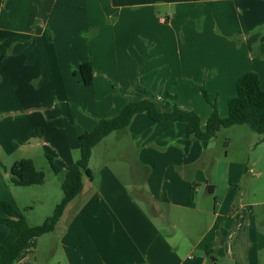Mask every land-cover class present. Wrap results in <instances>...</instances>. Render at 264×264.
Segmentation results:
<instances>
[{
	"label": "crops",
	"instance_id": "obj_1",
	"mask_svg": "<svg viewBox=\"0 0 264 264\" xmlns=\"http://www.w3.org/2000/svg\"><path fill=\"white\" fill-rule=\"evenodd\" d=\"M156 5L167 6L166 17L156 14ZM200 16L201 29L195 30L192 21ZM217 30L241 36L240 47L222 41ZM3 41L12 47L0 64L2 163L25 145L40 141V131L47 132L49 146L58 152L55 163H72L79 136L95 126L86 108L92 95L106 104L95 108L97 118L103 119L117 116L129 100L152 99L158 109L168 111L166 94L181 99L182 92L202 95L197 85L203 80L209 83L208 77L215 82L206 90L211 97L225 93L227 98L234 94L233 98L238 77L247 72L258 76L264 90V0H0ZM85 62L94 70L90 86L74 74L75 67ZM71 101L74 108L63 106ZM140 115L131 122L136 121L135 137L140 135L134 149L136 163L142 171L150 163L175 164L176 157L167 156L166 139L159 130L171 133L174 128L184 138L191 133L182 123H154ZM199 118L201 127L204 120ZM132 125L112 136L130 138ZM181 141L170 145L179 147ZM257 142L264 146L263 139ZM241 170L237 167L234 174L227 167L220 173L221 187L218 193L217 186L212 191L217 193L216 207L202 236L193 239L186 234V239H180L177 230L166 236L140 197L154 214L162 209H194L193 190L186 181L157 172L146 176L147 190L139 187L142 183L135 186L139 191L135 195L103 165L92 172V180H84L81 193L66 207L51 233L48 255L58 254V264H210L212 260L264 264V201L243 203V195L237 199ZM6 177V172L0 176V200L15 208ZM236 200L240 204L232 211ZM7 236V227L0 224V244ZM35 240L15 264H40V245L36 243L38 250H34ZM207 251L214 254L211 259Z\"/></svg>",
	"mask_w": 264,
	"mask_h": 264
},
{
	"label": "rangeland",
	"instance_id": "obj_2",
	"mask_svg": "<svg viewBox=\"0 0 264 264\" xmlns=\"http://www.w3.org/2000/svg\"><path fill=\"white\" fill-rule=\"evenodd\" d=\"M194 6L196 7L197 4ZM155 8L157 10L156 14L158 16L166 17V15H164V12L167 13L165 10L167 9L166 5L163 7L156 5ZM192 23L195 30H200L202 16H200L198 19H194ZM96 32L97 31H92L93 34H96ZM215 33L218 38L226 43L232 44L235 48L240 47L242 43V37L239 35H224L218 30ZM179 37L180 41L182 42L181 33H179ZM251 52L252 54L254 53L253 51ZM213 72V70H209V76L213 75ZM212 79L213 78L208 77L207 80H209V83L203 80L202 83L197 85L198 88H200V90L203 88L208 94L207 91L209 90V85L215 84V82L211 81ZM185 82L186 81H184V83ZM193 82L194 81H190L188 84L192 85ZM225 85L222 87V89L225 87ZM232 96L227 98L226 94L224 93L222 95H215L211 97L209 93L208 103L202 95L191 97L188 93L182 92V99L177 96H172L176 97V99H166V97H164L163 101L165 100V106H167L168 109L172 104H176L177 106H184L187 108L186 110L198 114L202 120H204V122L201 124V128L204 129L206 121L210 116L208 114L211 112V108L208 104L215 103L220 117L225 118L227 117L226 103L230 98H232ZM89 101L90 102L87 103L88 107L86 106V108H88V115L90 114L89 116L95 118L92 120L95 125L99 119L97 118L98 116L96 115L95 108L99 103H102V107H104L106 104L102 101L96 102L93 98V95L90 96ZM64 105L69 108L75 107L74 101H71L70 105L63 103V106ZM97 108L99 109L101 107L98 106ZM140 117L144 121H149V119L143 114L140 115ZM181 125H184L183 127H185L191 133L185 124ZM143 128L144 125H141L139 129L142 130L139 131V133L142 134ZM131 129L132 132H129L130 138H128L126 135H122L115 139V136L113 137L112 135H116L115 133L119 132L116 131L107 136L99 144V146L95 147L92 150L89 169H91V172L96 173L103 165H107L119 175L121 180L125 182L128 189L135 195L136 192H139L135 186L139 183H142L139 187L142 186L143 189L147 190L145 186L146 176H151L152 174L155 176L156 174L154 173L157 172H168V177L170 176V173L173 175L175 174L180 180L186 181L193 190L194 209L187 211L172 210L171 212L163 211L162 209L160 214H154V212L151 211V209L147 206L146 202L140 197V202L144 206L145 210L149 213L152 220L160 227V229H162L167 237L170 236L171 229L177 230V234L180 239H186V234H190V237H193V239L202 236L204 231L211 223L212 213L216 207V195L222 184V178L220 179L219 175L223 170L227 169V167H230L234 174L237 173V167L242 168V174L239 171L238 177L240 178V184L236 190L237 199L243 195L241 200L243 203L253 204L255 202L260 203L264 201V146L257 142V139H261L262 135L251 132L247 125L232 126L228 129H221L216 134L215 138L205 142L195 141L192 139V136H187L184 138L183 133H176L174 128L171 129V133H168L169 131H166L165 129H161L159 130V136L162 138L165 137L166 139L165 142L167 156L172 159L176 157V163L173 164L170 161H166L169 164H166L164 167H160L156 163H150L147 164V166L143 169L144 171L141 170V165L135 161L136 154L134 149L140 144L139 140H137L139 139L140 135L135 137L133 133L136 129V121L133 123L130 131ZM39 134L40 141H33L31 146L25 145L20 150L9 156L8 159L3 161V164L9 168L14 162L18 160L32 159L35 168L38 171H42L45 175L44 183L41 185L17 187L13 186L8 181L9 172L8 170L6 171L7 177L5 179V183L10 189H12L13 199L16 204L15 209L25 217L27 223L30 226L41 225L46 218L53 214L55 207L60 203L63 197L61 191L63 173L58 175L54 174L51 171L49 163L46 159V155H49L54 160H56L58 152L52 149V146H49L47 132L42 134L40 131ZM178 139L182 140L178 143L180 146L173 147L172 145H174L175 141ZM42 141H46L45 145H42ZM170 143L172 145H170ZM69 147L70 150H72V146ZM59 154L61 155L60 151ZM187 154H191L192 157H188L186 159L185 156ZM194 156H196L195 159ZM78 158L79 151L77 153L75 151V157L72 163H69L68 165H62V168H66L67 166L73 164L78 160ZM2 174L4 175L3 172ZM208 186H212L213 188L217 186V193H208L206 191ZM239 204L240 202L237 200L234 201L231 210L233 211L238 209ZM51 235V233L45 234L37 238V240L34 242V250H38L36 243L40 245V253L38 254L40 264H58V262L61 261V258L58 256V254H53L52 252L50 255H48L47 249L50 240L52 239ZM214 262L215 261L212 260L210 261V264H215Z\"/></svg>",
	"mask_w": 264,
	"mask_h": 264
},
{
	"label": "trees",
	"instance_id": "obj_3",
	"mask_svg": "<svg viewBox=\"0 0 264 264\" xmlns=\"http://www.w3.org/2000/svg\"><path fill=\"white\" fill-rule=\"evenodd\" d=\"M11 47L9 42H0V64ZM76 73L79 74L84 85L92 84L94 70L90 62L77 65L74 69V74ZM201 92L209 103L208 94L203 88H201ZM165 97L166 99H176L168 94ZM210 106L212 111L206 121L205 128L201 129L199 116L176 104H172L168 111H161L152 99L129 100L117 116L98 119L93 129L79 136V158L73 164L62 168L55 163L51 156L46 155L51 171L56 175L63 173L61 182L63 197L55 207L53 214L39 226H30L25 217L11 203L0 200V224L8 229L7 238L0 244V264H15L18 255L31 240L55 230L66 207L81 193L84 180H92V172L89 169L92 150L113 132L126 130L137 114H144L154 123L167 121L185 124L195 141H209L215 138L221 129L241 125H247L251 132L262 135L261 139L264 140V90L261 89L256 74L247 72L238 77L235 83V96L227 103V117L219 116L215 103H210ZM7 170L9 182L13 186L29 187L44 183V173L38 171L29 159L17 161L9 169L0 162V176ZM206 253L212 258L210 251Z\"/></svg>",
	"mask_w": 264,
	"mask_h": 264
},
{
	"label": "water",
	"instance_id": "obj_4",
	"mask_svg": "<svg viewBox=\"0 0 264 264\" xmlns=\"http://www.w3.org/2000/svg\"><path fill=\"white\" fill-rule=\"evenodd\" d=\"M206 191H207L208 193H212V191H213V187H212V186H208Z\"/></svg>",
	"mask_w": 264,
	"mask_h": 264
}]
</instances>
